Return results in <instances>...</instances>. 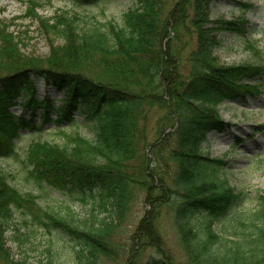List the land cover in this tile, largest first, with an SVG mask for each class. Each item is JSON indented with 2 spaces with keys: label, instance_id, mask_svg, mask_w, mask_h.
I'll return each instance as SVG.
<instances>
[{
  "label": "trees",
  "instance_id": "trees-1",
  "mask_svg": "<svg viewBox=\"0 0 264 264\" xmlns=\"http://www.w3.org/2000/svg\"><path fill=\"white\" fill-rule=\"evenodd\" d=\"M72 1L88 6L101 0ZM134 1L121 25L92 18L81 26L77 16L67 13L56 16L53 24L41 21L60 40L50 45L44 58L24 56L14 38L0 28V158L17 156L14 139L20 129H38L32 118L25 121L12 112L19 101L30 117L39 111L41 122L56 127L69 126L81 115L92 139L75 133L62 145L35 141L25 157L33 182L75 193V199L92 205L85 228L38 205L31 214L34 223L69 236L81 264L108 256L115 228L112 219L97 221L93 212L112 204L115 214L122 215L140 190H145L144 201L154 210L175 203L174 226L186 264H261L264 193L259 195V209L250 216L237 215L241 194L219 175L226 164L202 150L206 135L221 128L219 105L242 98L252 92L248 83L256 82V89L264 79V65H222L213 55L218 45L215 32L241 34L243 21L211 22L208 5L218 0ZM186 20L197 31V46L190 59L192 73L184 82L174 43L177 26ZM36 80L62 99L36 98ZM153 108L159 110L155 127L160 136L150 142L145 122ZM174 122L176 136L170 145L168 134H162ZM147 146L151 159L144 154ZM9 176L0 169V264H6L2 234L11 213L20 203L31 209L36 204L35 195L10 185ZM228 217L231 225L216 231L217 222ZM147 233H141L142 244L151 240ZM156 254L159 258L151 255L142 264H174Z\"/></svg>",
  "mask_w": 264,
  "mask_h": 264
},
{
  "label": "rangeland",
  "instance_id": "rangeland-1",
  "mask_svg": "<svg viewBox=\"0 0 264 264\" xmlns=\"http://www.w3.org/2000/svg\"><path fill=\"white\" fill-rule=\"evenodd\" d=\"M134 5V0H101L88 6L76 4L72 0H0V28L14 38L24 56L44 58L49 54L50 45L60 43V40L47 32L41 21L53 24L56 16L67 13L77 16L81 26L91 22L92 18L98 21L112 20L121 25L124 14ZM167 7L170 8L171 4L167 3ZM207 10L211 22L243 21L241 34L215 32L218 45L213 49V55L218 63L264 65V0H218L211 2ZM192 13L190 9L189 15ZM186 22L184 26H177L178 40L174 43L179 61V77L184 82L189 80L192 73L193 61L190 59L197 46V31ZM255 83H248L252 92L219 105L221 128L207 134L202 143L203 154L212 159H223V164H226L220 168L219 175L235 193L241 194L235 213L242 217L250 216L259 209V195L264 193V79L253 89ZM34 95L40 100L47 95L62 99V94L48 88L41 80L34 83ZM20 103L12 112L25 121L32 118L38 129L19 130V136L14 139L17 156L0 158V169L10 174V185L22 193L31 192L35 195L36 204L31 209L26 202L20 203L21 210L11 213L12 220L4 227L2 234L3 250H6L5 263L44 264L52 261V264H81L76 258V243L59 228L51 226L48 230L34 223L31 214L40 206L72 222L73 226L85 228L92 218V205L75 199V193L69 194L33 182L28 174L25 157L29 146L35 141L62 145L68 134L80 133L88 140L93 136L81 115L77 114L74 123L69 126L56 127L52 123L41 122L39 111L30 117V111ZM153 109L145 122L150 142L160 136H157L159 130L155 127L159 110ZM176 130L174 122L162 134L164 137L168 134L166 138L170 139V145L175 139ZM150 149L149 146L144 149L148 159H151ZM152 165L149 164L150 167ZM144 195L145 190L138 191L122 215L115 214L112 204L93 212L97 221L112 219L115 226L109 239L108 256H100L94 264H142L151 255L159 258L156 253L168 257L174 264H186L187 259L174 226L175 203L154 210L152 205L145 203ZM229 217L233 218V214ZM229 217L217 222L215 230L231 225ZM255 223L261 222L255 220ZM145 231H148L151 240L142 244L141 233ZM261 264H264V260Z\"/></svg>",
  "mask_w": 264,
  "mask_h": 264
}]
</instances>
